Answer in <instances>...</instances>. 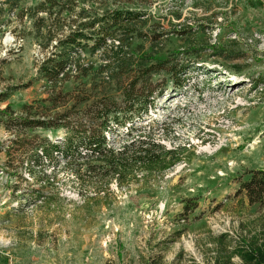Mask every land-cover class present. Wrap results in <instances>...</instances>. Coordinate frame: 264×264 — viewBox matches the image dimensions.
Wrapping results in <instances>:
<instances>
[{
    "label": "rangeland",
    "instance_id": "1",
    "mask_svg": "<svg viewBox=\"0 0 264 264\" xmlns=\"http://www.w3.org/2000/svg\"><path fill=\"white\" fill-rule=\"evenodd\" d=\"M3 9L0 93H8L0 109L10 104L17 114L49 95L38 65L50 48L38 45L29 17L19 23V9ZM135 9L150 17L142 35L161 33L163 55L205 42L224 53H202L181 88L164 72L153 75L146 122L164 129L167 147L183 148L181 161L146 185L112 186L107 198L83 199L68 185L37 197L24 194L37 183L6 166H18L16 156L0 152V264H214L245 242L264 240V200L250 203L239 191L248 170L264 169V0H137ZM144 39L134 44L147 50ZM79 81L64 89L79 92ZM33 133L64 136L62 129ZM10 137L0 122V148ZM185 204L195 207L186 211ZM232 261L241 263L236 254Z\"/></svg>",
    "mask_w": 264,
    "mask_h": 264
},
{
    "label": "trees",
    "instance_id": "2",
    "mask_svg": "<svg viewBox=\"0 0 264 264\" xmlns=\"http://www.w3.org/2000/svg\"><path fill=\"white\" fill-rule=\"evenodd\" d=\"M136 1L40 0L29 7H21L22 0L1 1L0 12L4 6L8 11L19 9V23L29 17L42 41L38 45L50 48L38 65L49 95L22 104L17 114L10 104L0 109V122L13 135L0 152L6 160L14 155L19 162L18 166L8 162L6 166L16 174L25 173L24 181L37 183L24 194L38 197L44 188L68 185L80 198H107L114 192L112 186L129 189L146 185L181 161L183 148L167 147L161 142V137H166L164 129L146 122L154 106L153 75L164 72L181 88L187 70L199 62L202 53H224L214 43L205 42L163 55L161 33L141 34L150 17L135 9ZM174 16L180 19L181 13ZM140 37L150 43L149 49L134 44ZM82 52L90 58L82 57ZM69 80H80L81 90H65ZM7 93H0V101ZM36 129H62L64 136L51 140L33 133ZM246 174L239 191L245 192L250 203H262L264 169ZM17 187L13 185V191ZM193 207L185 204L186 211ZM234 250L215 257L214 264H236L233 254L240 264H264V240L245 242Z\"/></svg>",
    "mask_w": 264,
    "mask_h": 264
},
{
    "label": "bare ground",
    "instance_id": "3",
    "mask_svg": "<svg viewBox=\"0 0 264 264\" xmlns=\"http://www.w3.org/2000/svg\"><path fill=\"white\" fill-rule=\"evenodd\" d=\"M231 86H234L233 84H231Z\"/></svg>",
    "mask_w": 264,
    "mask_h": 264
},
{
    "label": "built area",
    "instance_id": "4",
    "mask_svg": "<svg viewBox=\"0 0 264 264\" xmlns=\"http://www.w3.org/2000/svg\"><path fill=\"white\" fill-rule=\"evenodd\" d=\"M22 40V39H21Z\"/></svg>",
    "mask_w": 264,
    "mask_h": 264
}]
</instances>
